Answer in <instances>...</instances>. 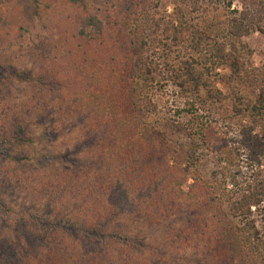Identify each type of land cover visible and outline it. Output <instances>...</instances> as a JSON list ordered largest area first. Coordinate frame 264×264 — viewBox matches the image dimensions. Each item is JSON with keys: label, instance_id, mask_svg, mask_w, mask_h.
Instances as JSON below:
<instances>
[{"label": "trees", "instance_id": "1", "mask_svg": "<svg viewBox=\"0 0 264 264\" xmlns=\"http://www.w3.org/2000/svg\"><path fill=\"white\" fill-rule=\"evenodd\" d=\"M160 1L122 0L116 39L104 37L101 16L77 19L76 34L92 32L96 53L93 99L83 100L92 113L93 170L68 173L66 187L87 215L62 219L54 203L48 220L28 215L21 264H264V60L251 66L239 47L241 35L264 34V0H165L169 12ZM221 64L235 99L237 84L251 88L260 133L234 128L231 116L210 117ZM23 133L17 122L0 138V155ZM144 223L158 233L148 252Z\"/></svg>", "mask_w": 264, "mask_h": 264}, {"label": "rangeland", "instance_id": "2", "mask_svg": "<svg viewBox=\"0 0 264 264\" xmlns=\"http://www.w3.org/2000/svg\"><path fill=\"white\" fill-rule=\"evenodd\" d=\"M234 6L238 7L236 1L230 8ZM121 7L122 0L0 2V138L10 136L17 122L24 126V139L13 142L9 153L0 155V264H21L23 253L18 248L26 245L31 213L48 220L54 203L62 219L71 213L87 215L81 207L82 197L68 193L66 185L68 173L93 170V125L88 122L92 113L83 100L93 99L96 53L92 32L81 39L75 30L80 16L94 13L104 19V37L116 39ZM160 7L171 10L165 0L160 1ZM73 33L76 38L70 36ZM239 45L251 66L264 60V34L250 31L239 37ZM13 69L26 77H16ZM215 72L211 83L221 95L207 105L210 117L218 121L231 116L234 128L252 127V132L260 133L249 113L251 88L247 83L237 84L235 99L227 79L228 67L221 64ZM97 77L106 91L112 88L106 76ZM233 105L238 106L237 112ZM76 146L83 149L77 151ZM65 151L68 160L52 161L51 156ZM211 164L206 161L202 165L204 178L209 177ZM189 182L186 178L182 187ZM156 229L144 223L147 252L158 243Z\"/></svg>", "mask_w": 264, "mask_h": 264}]
</instances>
